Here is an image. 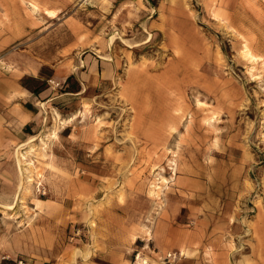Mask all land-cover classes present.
Segmentation results:
<instances>
[{"label":"rangeland","instance_id":"374dc122","mask_svg":"<svg viewBox=\"0 0 264 264\" xmlns=\"http://www.w3.org/2000/svg\"><path fill=\"white\" fill-rule=\"evenodd\" d=\"M20 88L0 264H264V0H0V118Z\"/></svg>","mask_w":264,"mask_h":264},{"label":"crops","instance_id":"0c3cea01","mask_svg":"<svg viewBox=\"0 0 264 264\" xmlns=\"http://www.w3.org/2000/svg\"><path fill=\"white\" fill-rule=\"evenodd\" d=\"M178 42L179 40H177V44ZM145 78L146 82L148 81L147 84L154 82L147 74H145ZM20 89V96H16L17 100L13 103V110L17 113V117L11 119V114L8 113L6 117L0 118V142L2 144L10 139L23 142L26 138L34 136L31 134H35L41 127L44 107L49 101H52L48 99L49 95L42 94L40 99L30 90ZM2 92L4 94V89ZM1 106L2 109H5L6 103H2Z\"/></svg>","mask_w":264,"mask_h":264},{"label":"bare ground","instance_id":"6f19581e","mask_svg":"<svg viewBox=\"0 0 264 264\" xmlns=\"http://www.w3.org/2000/svg\"><path fill=\"white\" fill-rule=\"evenodd\" d=\"M50 14L51 15H55V12H50ZM26 155H25V153H21V152H17L16 153V159H17V162H18V165H19V168H20V170L22 171V174H24V166H26V164L27 163H25L26 162ZM29 164V163H28ZM31 165V164H30ZM32 168V167H31ZM29 181L28 182H32L33 181V179L31 178V179H28ZM28 188V187H27ZM27 190H29V189H27Z\"/></svg>","mask_w":264,"mask_h":264},{"label":"trees","instance_id":"16d2710c","mask_svg":"<svg viewBox=\"0 0 264 264\" xmlns=\"http://www.w3.org/2000/svg\"><path fill=\"white\" fill-rule=\"evenodd\" d=\"M34 93H36V90L35 91H33Z\"/></svg>","mask_w":264,"mask_h":264}]
</instances>
